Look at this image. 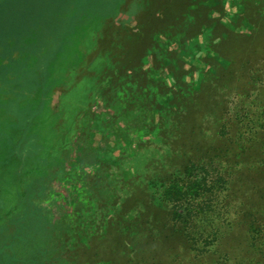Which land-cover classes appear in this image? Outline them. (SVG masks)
<instances>
[{"label":"rangeland","instance_id":"374dc122","mask_svg":"<svg viewBox=\"0 0 264 264\" xmlns=\"http://www.w3.org/2000/svg\"><path fill=\"white\" fill-rule=\"evenodd\" d=\"M64 1L85 16L0 21V264L35 218L32 264H264V0Z\"/></svg>","mask_w":264,"mask_h":264},{"label":"crops","instance_id":"0c3cea01","mask_svg":"<svg viewBox=\"0 0 264 264\" xmlns=\"http://www.w3.org/2000/svg\"><path fill=\"white\" fill-rule=\"evenodd\" d=\"M66 2L69 3V0H66ZM76 3H72V4H76ZM107 3H109V6L112 4L111 0L109 2L106 1L104 4L106 5ZM174 3H177V0H175ZM67 5H71V4H67ZM64 6H66V3L64 0H0V21H1V24H3L2 23L3 21H6L7 27H15V28L19 29L20 25L24 24V23H26L27 26H30L32 24L31 23L32 17H34V16H85L86 11L84 12V10H83V12L74 13L73 8H72V10L67 8V10L65 12L63 10ZM123 12H124V10H123ZM6 16H7V18H6ZM10 16H14V18L11 20ZM104 16H113L112 11L109 9L108 11L105 12ZM166 17L167 16H161V19H163V21L161 19L158 20L159 24L157 25V27L153 28V27L148 26V28L150 30H153L152 32L157 31V33L161 34L165 30V27H170V25L167 26V24H164V19ZM174 17L177 19V22H178L182 18L188 20L190 17L192 18V17H196V16H174ZM115 19L117 20V22H119L121 24V25L117 26L121 30L117 29L115 31V33H117L118 31H122V32H124L125 30L128 31L132 28L133 19L131 16H128V14L127 15L123 14L122 16H117V17H115ZM174 25H172V26H174ZM57 30L59 31V34H61L60 32L64 33L65 28L63 26V28L61 27L60 29H57ZM16 32H17V30H16ZM19 32H21V29H20V31H18V33ZM48 39L53 44L52 49L58 50V49L64 48L63 43H64V41L68 40V37L64 35L61 38L58 37L56 40L55 39L52 40L49 37H48ZM234 46H235L234 49H237V51H233V49L231 51L230 50L227 51V48H226L225 55L222 58H221V56L219 57L222 60L223 64H225V62L229 63L232 59L237 60V59H234L233 55L237 54L236 57H238V52L241 50L242 46L240 43H237ZM53 53L55 55H57V52H53ZM51 63H53L52 60L47 61V64H51ZM48 78H50L49 81L57 80L56 72H52L50 74V77H48ZM61 86H63V85H61ZM41 104L42 103H40L39 105L41 106ZM56 138H58V139H56L54 141L55 142L54 145L56 144L58 147H62V151H65L64 146L69 141V137L67 136V134L60 135L59 137H56ZM35 145H36V149H37L36 150V154H37L36 160H38V164L42 165L43 169L38 168V164H36V166H34V170L36 172H45L44 171V169H45L46 172H52L53 169L54 170L57 169L59 167L58 163H56L57 161L50 163L51 158L47 157L48 155L41 156V154H40L44 151L43 148L40 146L47 145L45 139L41 143V145H38V142H36ZM28 155L32 156V154H28ZM33 155H35V154H33ZM263 156H264V154H263ZM24 158L26 159V158H28V156L26 155V156H24ZM25 163L28 166V162L25 161ZM44 163H45V165H44ZM59 169L60 168H58L57 171ZM54 172H56V171H54ZM59 172H60V170H59ZM249 174H250V179H251V182L249 183L250 184L249 190H250V193H252V194H250V196L252 197V199L254 201L258 200L256 205L251 204L250 210L252 212H255L260 218L264 219V160H262L261 163H259V165H257V168H255V170L253 172H249ZM35 184H37V186L39 187L38 191H44L43 185L39 184V182H37ZM30 186L28 189L26 188L27 189L26 191L33 192V190L30 189ZM22 189H24V188H22ZM22 189L20 188L19 190H16V191H22ZM47 190H50V188H48ZM34 192H36V191H34ZM237 206H240V205L237 204ZM99 216L101 217V214H99ZM5 224L6 223H4V226H5ZM50 224H53V216H51V218H50ZM262 234L264 235V227L262 229Z\"/></svg>","mask_w":264,"mask_h":264},{"label":"trees","instance_id":"16d2710c","mask_svg":"<svg viewBox=\"0 0 264 264\" xmlns=\"http://www.w3.org/2000/svg\"><path fill=\"white\" fill-rule=\"evenodd\" d=\"M223 71H225V68L223 69ZM37 223H38L37 219L35 218V222L34 223L24 224L26 226H22L21 225L23 227L24 231L27 230V229L29 230V231H25L28 234V235H25V238L21 237V235L19 236V234H15V236H14V239H15L14 242H18L19 243V244H15V247L19 246V248H21L18 251L20 252V254L22 252V254H21L22 256L20 257V256L17 255V253H16L17 250H14V249H12V250L8 249V250H9V252L11 254H15L18 257L17 260H15L17 262V264L18 263L19 264H32V262L34 260L37 261V256H38L37 252L39 251L38 250L39 241H41V239L39 237L40 233H39V229L37 228ZM47 223H49V222H47ZM32 225L35 226V227H33ZM49 225L53 228L52 225H54V223L53 224L49 223ZM17 226H19V225H17ZM31 229H33V231H30ZM15 232L19 233L18 230H16ZM59 234L63 235V233H59ZM12 235H14V234H12ZM46 254H47V252H46ZM4 255H7V254L5 253ZM20 258H22V259H20Z\"/></svg>","mask_w":264,"mask_h":264},{"label":"flooded vegetation","instance_id":"af4514ba","mask_svg":"<svg viewBox=\"0 0 264 264\" xmlns=\"http://www.w3.org/2000/svg\"><path fill=\"white\" fill-rule=\"evenodd\" d=\"M0 201H1V199H0ZM0 204H1V202H0Z\"/></svg>","mask_w":264,"mask_h":264}]
</instances>
